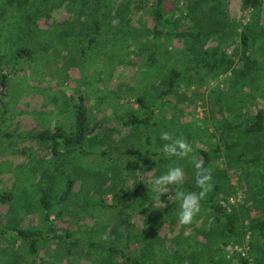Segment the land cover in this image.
<instances>
[{"label":"rangeland","instance_id":"obj_1","mask_svg":"<svg viewBox=\"0 0 264 264\" xmlns=\"http://www.w3.org/2000/svg\"><path fill=\"white\" fill-rule=\"evenodd\" d=\"M71 1V4L67 1L58 8L42 4L40 10L44 15H32L34 22L26 18L29 7L27 0L21 5L0 4V75L16 68L7 75L5 87L0 88V95L3 94L0 97V191H13L20 197L32 195L35 205H39V196L42 194L38 187L46 182L43 172L47 167V157L44 156L48 152L30 135L70 124L73 105L80 94L84 97V105L93 109V112L89 110L92 121L103 119L109 122L114 129L113 138L116 142L122 139L131 142L133 130L121 124L119 119L131 112H141L138 105L141 96L145 97L147 105L156 103V89L187 55L182 44L177 45L174 40L165 37L157 41L158 61L147 62L154 48L145 38L137 37L139 32H145L154 26L152 17L146 13L148 8L153 7L149 6L152 0H105L104 10L109 19L102 26L103 35L92 47L86 42L87 30L83 27L86 21L84 18L80 21L76 19L78 1ZM184 3L185 0H164V17L181 20L175 30H170L173 33L189 26L181 15ZM118 10L123 13V18L117 17ZM225 15L228 20L241 22L243 26L248 22V13L240 10V0H225ZM259 18L264 27V0H261ZM89 33L88 30V36ZM219 41L210 40L206 44L215 46ZM235 45L226 47L227 54L232 57L235 56ZM24 49H30L32 55L26 61L23 58L24 64L14 67L13 56L17 50ZM252 51L255 57L260 51H264V39L256 43ZM191 82L192 96H185L187 89L181 87L180 97L170 99L172 106L164 105L166 120L170 121L171 113L174 114L175 124L186 134L185 139L193 147V151L198 147H219L221 152L218 167L226 169L229 177L227 184L230 195L227 203L237 208L248 199L249 203H245V206L251 208V216H262L263 207H254L252 204L259 203L264 190V138L241 137L237 146L232 145L234 136L240 134L232 129L226 133L227 136L223 133L224 121L218 113L214 98L219 96L224 100L223 106L226 105L227 108L224 107L223 112L228 121L235 119L234 122L241 126L248 125L256 111L264 112V76L260 75L240 85H236L227 74L214 76L212 80L204 83L193 77ZM190 96L189 103H185V99ZM239 152L246 158L256 156L258 160L241 166L235 158ZM98 156L96 154L84 159L83 174H75L78 168L65 165L64 174L66 177L71 175L76 178V183L72 198L70 196L67 204L61 206L66 214L56 222L55 233L69 232L72 238H78L81 242L98 240L104 246L121 247L124 245L122 236L127 227L126 210L123 207L87 210L98 198L95 195V179L89 173L86 174L85 170L98 168L110 176L111 179L103 187L106 192L103 195L105 205H110L113 199L118 198L119 187L116 184L114 188V179L121 183H125L127 179L121 174L113 173L115 169L107 167ZM115 166L121 168L123 165L115 162L113 167ZM136 174L143 183L140 189L149 191L150 182L153 180L151 175L141 170H137ZM134 180L135 178L130 179L123 184V188L128 190L126 203L134 197L141 198L139 195L142 190H135ZM59 182L58 187L63 184ZM179 186L183 190V184ZM179 186L167 193L166 201L170 208L180 202L169 201V196H174ZM22 191L25 193H21ZM58 193L60 190L57 189L52 198ZM17 203L12 206L0 203V264H92L97 259L109 260L105 255L97 256L90 251H82V248H73L54 241L40 245L36 258L32 260L26 246L19 241L14 242L11 231L5 229V224L11 219L17 221ZM160 203L166 205L165 202ZM135 207L137 210L132 213V226L129 229L137 235L140 227H147L149 238L155 230L153 218L157 210L152 207L149 216L145 217L140 215L137 203ZM170 208L165 209L164 218L160 219L161 235L169 240L177 238L184 247L193 245L196 235L209 228L208 212L201 207L193 222L186 225L179 223V215H176L178 217L174 225H171L169 219L166 220ZM178 212L180 213V207ZM38 215L36 213L34 216L32 213L25 216L21 210L17 214L19 218H26V222L32 226L40 224L37 222L40 220ZM112 229L115 234H111ZM96 230H100L98 238L92 235ZM249 235L245 231L238 245H227L225 248V257L232 264L237 263L235 259L240 257L239 252H249ZM154 249L156 250V244ZM174 250V247L169 246V253L172 254ZM155 258L156 253L152 261L160 264L159 257L157 261Z\"/></svg>","mask_w":264,"mask_h":264},{"label":"trees","instance_id":"obj_2","mask_svg":"<svg viewBox=\"0 0 264 264\" xmlns=\"http://www.w3.org/2000/svg\"><path fill=\"white\" fill-rule=\"evenodd\" d=\"M23 1L0 0V4L16 3L21 5ZM27 1L29 7L26 18L30 22H34L32 15H44L40 10L42 4L50 8L53 6V8H58L67 1H70V4L72 2L71 0ZM73 1H78L76 19L80 21L81 18H84L86 21L83 26L87 30L86 42L92 47L103 35L102 26L109 19L108 13L104 10L105 0ZM149 6L153 7H151L152 9L148 8L146 13L152 17L154 26L145 32H139L137 37L138 39L145 38L154 48L147 62L155 63L158 61L159 58L156 57L157 50H159L157 41L165 37L174 40L177 45L182 44L184 52L187 54L184 60L182 59L183 62L176 64V68L169 72V75L162 80L161 85L156 89V103L147 105L145 97L141 96L138 99L141 112H131L119 119L121 124L129 126L133 130L131 142H125L123 139L116 142L113 138L114 129L109 122L103 119L92 121L89 110L93 112V109L84 105V97L80 94L73 105L70 124L59 125L52 131L46 130L30 135L33 140L41 146L43 145L48 152L47 156H44L47 157L45 159L47 167L44 168L43 172L46 182L38 187L42 193L39 196V205H35V201L31 198L32 195L30 197L27 195L20 197L13 191H0V203L10 204L11 206L16 202L19 204L15 215L17 221L11 219L9 223L5 224V229L11 231L15 239L14 242L19 241L26 246L28 255L32 260L36 258L40 245L54 241L73 248H82V251L87 250L97 256H100V254L105 255L109 259L93 260L92 264H158L152 261L155 253V261L159 257L160 264H232L231 261L226 259L224 250L227 245H238L244 232L247 231L250 234V241L247 244L249 252L247 251L244 256H237L235 259L236 264H264V190L259 203L252 204L254 207H263L262 216L258 215L257 218H254L250 213L251 208L245 206L248 199L244 204H239L237 208L227 203L230 195L227 184L229 177L226 169L218 167L220 165L219 153L221 152L219 147L206 149L198 147L194 149L191 156L179 158L169 156L163 151L164 144L169 143V141L160 138L162 132L172 133L174 138L181 135L184 138L186 137V134L184 135L183 131L175 124L176 120L173 119V113H171V120H166L163 107L165 104L172 106L170 99L180 97L181 87L187 89L185 96L188 94L192 96L193 90L190 91V89L193 77L196 81L204 83L207 80H212L214 76L227 74L236 85H240L245 82L248 83L260 75L264 76V51H260L256 57L252 51L253 46L264 39V27L260 24L259 18L261 0H240V10L248 13V22L245 26L241 22L230 21L226 18L225 0H185L181 15L189 26L174 33L170 30H175L181 20L180 18L174 20L169 16L164 17V0H152ZM122 14L119 10L116 12L118 18H123ZM88 30L90 31L89 36ZM216 39L220 41L215 46L206 44V41ZM234 44H236L235 56L232 57L227 54L226 47ZM179 48L176 47V49ZM31 55L32 51L30 49L17 50L13 56V66L24 64L22 62L23 58L26 61L27 57ZM15 69L13 68L11 71ZM11 71L9 70L0 75V88L1 86L5 87L6 77L11 74ZM2 96L3 94L0 95V97ZM191 96L185 99V103H189ZM214 102L224 121L223 133L226 135L232 129L240 134L234 136L231 142L232 145L237 146L241 137L249 139L264 138V112L256 111L252 117V122L241 126L234 122L235 119L232 122L228 121L223 112L226 105L223 106L224 100L222 98L217 96L214 98ZM109 127L112 129H108ZM96 154L99 155L98 157L103 163H106L107 167L115 169L113 173L121 174L124 178L127 177L125 183L114 179V188L116 184L119 187L117 191L118 198L113 199L110 205H105L103 195L106 192L103 191V187L111 179L110 176L104 174L98 168L85 170L86 174L89 173L88 175L95 179L93 180L95 195L98 198V201L88 206L87 210L97 209L98 207L107 209L123 207L127 212L125 218L127 227L125 234L122 236L124 245L121 247L116 245L104 246L98 240L81 242L78 238H72L69 232L55 233L56 222L66 214L65 211H62V207L67 204L70 196L72 198L76 183V178H72L71 175L66 177L64 174L66 172L65 165L68 164L70 167L78 168L75 174H83L84 159ZM236 155L235 158L241 166L250 165L256 162V159L258 160L256 156L246 158L242 152ZM193 157L202 160L203 167L211 170L212 188L206 197L200 201V207L203 211L208 212L207 220H210V225L207 230L200 235H196L197 239L193 242V245L184 247L183 243L177 238L169 240L161 235L160 219L164 218L165 209L170 208L169 202L166 201L168 194H162L158 201V194L151 190V185H149L151 191L140 189L143 183L136 171H147L154 179L165 174L172 167H181L187 173V179L184 180L183 190H180V186L177 190L186 193H198L201 189L196 185L197 170L192 161ZM115 162H121L123 166L121 168L119 166L113 167ZM115 177L114 175L113 178ZM133 178H135V190H142V194L139 195L141 198L134 197L133 200L126 203L128 190L123 188V184L125 185L128 180ZM59 181L63 182L60 187H58ZM169 188L172 191L177 186L173 185ZM57 189L60 190V193L52 198L54 191ZM21 193L24 194L25 192L22 191ZM134 196L136 195L134 194ZM159 202H165L166 205L163 206ZM136 203L139 206L138 210L141 216L148 217L152 207L157 210L153 218L155 230L149 238H147L149 231L147 227H140L137 230V235L131 233L129 229L132 226V213L137 210ZM59 207H61V210H58ZM179 207L180 202L169 210L166 220L169 219L171 225L175 224V219L178 217L176 215H179ZM19 210L25 216L32 213L36 216V213H38L40 220H37V222L40 224L37 223V226H34L35 224L32 226L26 222V218H19L17 216ZM98 233H100V230L94 231L92 235L97 237ZM115 233L112 229L111 234ZM132 236L135 238L134 241ZM155 244L156 250L154 249ZM169 246L175 248L172 254L168 252Z\"/></svg>","mask_w":264,"mask_h":264},{"label":"clouds","instance_id":"obj_3","mask_svg":"<svg viewBox=\"0 0 264 264\" xmlns=\"http://www.w3.org/2000/svg\"><path fill=\"white\" fill-rule=\"evenodd\" d=\"M169 143L164 144L163 151L169 156L187 158L193 152V147L183 137L174 138V134L162 132L161 137ZM192 161L196 168V185L201 190L197 192L175 191L174 196H169V201H180L179 223L190 224L200 213V201L203 200L212 188L211 170L203 167V161L193 157ZM185 173L181 167H172L165 174L154 178L151 183V190L155 191L159 201L162 194L170 191L169 186H179L184 183ZM159 207V205H157Z\"/></svg>","mask_w":264,"mask_h":264},{"label":"built area","instance_id":"obj_4","mask_svg":"<svg viewBox=\"0 0 264 264\" xmlns=\"http://www.w3.org/2000/svg\"><path fill=\"white\" fill-rule=\"evenodd\" d=\"M245 253H246V252L242 250L241 252H239V255H240V256H244Z\"/></svg>","mask_w":264,"mask_h":264}]
</instances>
